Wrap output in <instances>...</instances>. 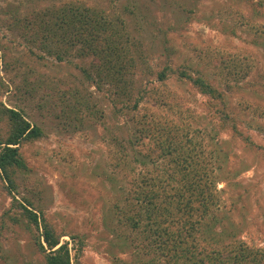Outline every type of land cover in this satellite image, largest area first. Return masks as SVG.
I'll list each match as a JSON object with an SVG mask.
<instances>
[{
  "label": "rangeland",
  "instance_id": "1",
  "mask_svg": "<svg viewBox=\"0 0 264 264\" xmlns=\"http://www.w3.org/2000/svg\"><path fill=\"white\" fill-rule=\"evenodd\" d=\"M74 3L103 12L140 45L135 76L137 84L151 83V90L133 120L115 114L113 99L119 94L114 86L84 76L80 67L89 61L77 46L62 60L46 54L39 58L13 23L0 28L5 62L0 103L22 111L42 130L40 137L20 145L27 168L15 172L13 195L31 198L54 224L82 239V264H149L154 250L148 239L126 227L112 208L116 199L122 202L141 167L117 165L120 144L129 152V139L139 149L157 142L154 128L156 137L138 138L143 122L175 126L188 129L179 138L195 144L216 175L212 219L223 225L226 241L264 250V0H0V15L15 14L22 21ZM166 64L203 75L223 89L228 111L249 140L212 122L204 97L185 79L158 81L153 71ZM154 164L147 169L155 175L171 165L162 158ZM2 183L0 264H44L25 220L16 224L10 219L17 213ZM61 239L69 247L77 243L68 236Z\"/></svg>",
  "mask_w": 264,
  "mask_h": 264
},
{
  "label": "trees",
  "instance_id": "2",
  "mask_svg": "<svg viewBox=\"0 0 264 264\" xmlns=\"http://www.w3.org/2000/svg\"><path fill=\"white\" fill-rule=\"evenodd\" d=\"M49 13L29 14L22 21L15 14H5V17L0 15V28L13 23L30 44V52L39 58L46 54L62 60L68 50L77 46V53L89 61L86 67H80L84 76L95 80L97 84L104 82L114 86V93L119 94L113 99L115 114L127 115L133 120L139 102L151 90V83L137 84L135 76L140 63L137 59L142 56L140 45L132 41L127 31L116 22L88 4H61ZM145 59L142 62H146ZM4 64L0 54V67ZM92 72L97 79H94ZM153 75L161 83L170 76L185 79L193 91L204 97L202 104L210 113L212 122H216L221 129L228 128L234 135L249 140L228 111L224 90L203 75L173 68L170 64L154 69ZM29 88L31 91L32 87ZM119 96H123V100L118 99ZM156 125L143 122L138 129V138L150 137V134L156 137L153 128L159 133L155 138L159 139L153 145L147 144L139 149L129 139L128 152L126 145L120 144L121 157H118L120 161L117 165L120 163L123 169L134 165V170L135 164L141 167L137 175H130L132 186L124 191L126 195L122 202L118 198L112 205L114 213L119 214L126 227L148 239L147 246H151L154 254L147 262L264 264L263 249L249 247L236 239L226 241L223 225L212 219L215 195L211 185L215 184L216 175L201 161L196 145L188 146L179 138L185 130L165 124ZM186 130L185 133H188ZM174 131L178 135H174ZM41 135L40 127L30 123L22 111L0 103V181L5 182L2 185L11 195V204L17 213L9 217L16 224L25 220L23 226L43 256L44 264H82L83 240L76 239L74 234L54 224L31 198H16L13 195L17 186L15 172L27 168L19 152L20 145ZM191 141L189 139L188 142ZM256 147L263 148L258 144ZM161 158L171 165L168 164L163 173L152 174L147 169L148 165ZM63 236L77 243L69 247V241L61 239Z\"/></svg>",
  "mask_w": 264,
  "mask_h": 264
}]
</instances>
